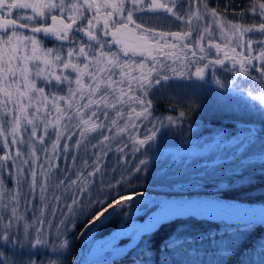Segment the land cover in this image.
Instances as JSON below:
<instances>
[{"label": "snow or ice", "instance_id": "obj_1", "mask_svg": "<svg viewBox=\"0 0 264 264\" xmlns=\"http://www.w3.org/2000/svg\"><path fill=\"white\" fill-rule=\"evenodd\" d=\"M217 67L254 82L247 95L264 106V0H0V264H43L49 253L48 264H66L71 229L86 237L143 197L116 190L148 171L141 149L152 151L160 129L187 117H157L158 97L208 73L224 87ZM244 131L264 146L257 129ZM252 229L238 227L225 254Z\"/></svg>", "mask_w": 264, "mask_h": 264}, {"label": "trees", "instance_id": "obj_2", "mask_svg": "<svg viewBox=\"0 0 264 264\" xmlns=\"http://www.w3.org/2000/svg\"><path fill=\"white\" fill-rule=\"evenodd\" d=\"M224 2L225 0H220L221 4ZM237 3L243 6L247 0H237ZM45 47H54V43L47 42ZM161 96L164 98L163 93ZM228 102L233 103V101ZM252 105L251 108L247 105L244 108L240 106L242 109H234L226 104L206 107L204 104L186 105L172 98L164 101L157 99L155 112L157 117L176 116L180 110H185L187 117L180 127L165 126L160 129L152 145V151L141 149V152L147 151L148 171L138 174L141 176L139 180L133 176L130 181L131 187L123 185L116 191L125 194L141 191L144 194L157 196H215L227 201L264 204V161L250 164L231 158L235 156L236 149L230 150L228 154V146L224 144L228 138L237 136L236 128L239 124L245 128L250 125L259 126L258 134L264 135V120L254 115L259 107L256 104ZM219 133L227 139L222 137L221 139L219 136L213 152L208 155L200 154L199 159H190L191 157L187 155L172 156L168 152V150H182L187 145H207L215 141L214 138ZM262 147L264 146L257 145L256 151H263ZM253 149L247 147L246 155L251 151L254 152ZM222 153H224L223 158ZM135 155L140 156V153ZM136 162L130 154L127 167L131 168ZM107 165L116 166L114 153H109ZM123 170L122 167L115 173L109 170L108 176L115 175L119 179L120 171ZM113 194L115 195V191ZM91 195H96L95 188L92 189ZM154 209L155 207H151L146 213L134 216L135 218L127 213L128 207L119 212L116 209L106 224L98 228L96 238L101 239L110 235L132 220L143 221L147 213ZM84 219L85 217L81 216L77 222ZM241 226L244 225H230L196 218L178 219L145 236L129 253L113 261L96 264H264V248L260 247L264 245V226L248 225L254 229L247 234L244 243L229 249L225 254L224 246L231 244L238 227ZM69 227L71 229V226ZM83 230V228L71 229L68 234L70 249L64 253L67 257L66 264H72V259L77 254L82 243L78 233ZM129 240H123L120 245L126 244ZM165 245L168 247L165 248ZM56 257L49 253V256L41 259L43 264H48L49 259H57Z\"/></svg>", "mask_w": 264, "mask_h": 264}, {"label": "rangeland", "instance_id": "obj_3", "mask_svg": "<svg viewBox=\"0 0 264 264\" xmlns=\"http://www.w3.org/2000/svg\"><path fill=\"white\" fill-rule=\"evenodd\" d=\"M161 16H163V15H161ZM158 23H160V25L162 27H164L165 30L166 29L168 30L169 28H173V30H176L175 23H169L166 21H161ZM42 42L45 46L46 42L43 39H42ZM52 43H54V47H57L59 42L54 40V41H52ZM228 67H231V65L228 64ZM207 75H206V78L204 81H197V80H195V78H193L192 80H184V83H182L181 80H173L176 82H181L182 84H174L173 87L168 88L169 90L167 89L168 91L166 90L163 92L164 98H163V96H161V97H158V99L164 101V100H167L168 97H172L173 100L178 101V102H184L186 105L187 104H191V105L192 104H196V105L204 104L206 107H210L207 105L224 106V104H226L227 106L234 107V109L235 108L242 109L240 106H242L244 108L245 106L248 105L251 108L253 106L252 104H256L259 107V109L264 108V106L260 105L258 101L253 100L251 97H249L247 95L248 90L254 87V82L246 81L245 78H243V77H236L231 72L224 71L223 69L217 67L215 78L220 79L224 84V87H220L214 82V79H213L211 73L209 74V76H207ZM233 81H235V83H233ZM254 94H258V92L254 93ZM165 96H167V97L165 98ZM228 101H233V103L228 102ZM255 114L256 113H254V115ZM258 127L250 125V126H246V128H245V126H241V124H239L236 128L237 136H234L232 138L227 139V138H225V136H221L222 133H219L214 138L215 139V141H213L214 143L211 142V143H209L207 145H203V146L187 145V147H185V148L182 147V148H184L182 150H168V152H170L169 154L172 156L174 155V156L182 157L183 155H187L188 157H191L190 159H192V158L199 159L200 154L208 155V154H211L213 152V149L216 145L215 142H218V137L220 136V138L222 137L223 139H227V140H225V143L224 142L223 143L228 146L227 147L228 148V152H227L228 154H229L230 150L233 151L232 149H236L235 156H233L231 158L250 162V164L253 162L254 163L255 162H263L264 161V147H262L263 151H256V148H254L253 149V150H255L254 152L251 151L250 154L246 155V153L248 151L247 147H249V145H248L247 139H246L247 133L244 130L255 128L259 132L260 129ZM155 151H157V150H155ZM223 155H224V153L221 154L222 158H223ZM244 157H245V159H241ZM228 159H229V157H228ZM86 196L87 195L85 194V197ZM194 197H199V196L179 197V196H157V195H153V194L152 195L151 194H144L143 197H136L133 201L130 202V206H127L129 208V211L127 213H129L131 216H133V218H135L134 216L144 214L147 211H149L151 209V207H155L154 210L147 213V216L144 219V220H146L152 213L157 211L168 199H172V198L191 199ZM208 197L212 198L214 200H219V201H223V202L227 201L224 199L217 198L215 196H208ZM234 202H236V201L230 200V203H234ZM145 204H147L148 206H146ZM143 205H145V206L143 207ZM127 207H125V209ZM116 209H118L117 212H119L121 210L120 208H116ZM116 209L115 210L110 209L109 210L110 214L106 213L105 214L106 218H102V222L98 221L97 225L93 226L92 231L86 237L80 236L82 243L77 250V254L73 258H81L82 257L84 264L86 263L87 259L91 255L93 249H95V247L100 243V241L106 237L105 236L101 239L96 238V233L98 231V228H100L101 226L106 224V222L114 214ZM137 221H140V220H132L127 225L120 227L118 230H120L121 228L126 227L128 225H131L133 222H137ZM83 231H85V229ZM115 232L116 231H114L113 233H115ZM135 232L136 233H133L134 235L133 234H132V236L130 235L129 237H127V239H132V241L136 240L137 231H135ZM113 233H111L110 235H112ZM107 236H109V235H107ZM112 239H114V238H112ZM124 239L126 240V238H124ZM124 239H122L120 241H123ZM118 244L120 245V243L118 242V243L114 244L112 247L108 248L107 246L109 245V241L102 242L100 244V245H102V251L100 252L99 257H101V258L107 257L109 254L113 255L115 253V251L118 250V247H119ZM54 256L56 257V255H54ZM72 264H74V259H72Z\"/></svg>", "mask_w": 264, "mask_h": 264}, {"label": "bare ground", "instance_id": "obj_4", "mask_svg": "<svg viewBox=\"0 0 264 264\" xmlns=\"http://www.w3.org/2000/svg\"><path fill=\"white\" fill-rule=\"evenodd\" d=\"M194 214L200 217H209L213 219H226L230 222H259L264 223V206L257 204H244V203H228L214 199L206 198H192V199H180L172 198L168 199L157 211L152 213L144 222L137 221L131 225L121 228L105 239H102L100 243L93 249L90 257L99 259L100 252L102 251V245L104 241H109L108 248L114 244L120 242V240L132 236L136 233L140 236L143 232H149L156 228L161 222L171 219L177 216H184ZM134 235V234H133ZM114 238V239H112ZM111 239V240H110ZM133 243V242H132ZM132 243L121 247L116 250L114 257L126 252L127 247Z\"/></svg>", "mask_w": 264, "mask_h": 264}, {"label": "water", "instance_id": "obj_5", "mask_svg": "<svg viewBox=\"0 0 264 264\" xmlns=\"http://www.w3.org/2000/svg\"><path fill=\"white\" fill-rule=\"evenodd\" d=\"M147 14H151V13H147ZM161 14H163V13H161ZM151 15H153V14H151ZM40 35H43V34H40ZM46 38L51 39V37H46ZM188 217H195V218H199V219H206V220L214 221V222L225 221V222H228V223H234V222H230V221H228L226 219H213V218H209V217H200V216H196L194 214H189V215H184V216H177V217H174V218H171V219H167V220L161 222L156 228H154L153 230H151L149 232H143V234L134 243H132L130 246L127 247L126 253L129 250L135 248L137 246V244L141 241V239H142V237L144 235L152 234V233L156 232L164 224L173 222V221H175L177 219H184V218H188ZM236 224L264 225V223H259V222H240V223H236ZM103 261H106V260H98V259L90 258L88 260V263L87 264H95V263L103 262Z\"/></svg>", "mask_w": 264, "mask_h": 264}, {"label": "flooded vegetation", "instance_id": "obj_6", "mask_svg": "<svg viewBox=\"0 0 264 264\" xmlns=\"http://www.w3.org/2000/svg\"><path fill=\"white\" fill-rule=\"evenodd\" d=\"M210 74V73H209ZM209 74L207 75V76H209ZM182 81V83H184V80H181ZM172 82V83H171ZM170 83L172 84V85H174V84H182L181 82H176V81H171Z\"/></svg>", "mask_w": 264, "mask_h": 264}]
</instances>
